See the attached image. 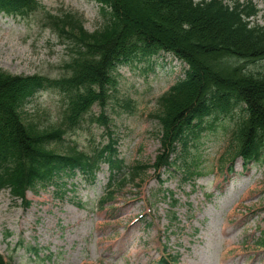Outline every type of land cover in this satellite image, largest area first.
<instances>
[{
    "label": "rangeland",
    "instance_id": "1",
    "mask_svg": "<svg viewBox=\"0 0 264 264\" xmlns=\"http://www.w3.org/2000/svg\"><path fill=\"white\" fill-rule=\"evenodd\" d=\"M35 1L42 10L28 18L0 13V70L58 78L71 48L48 27L47 18L77 14L94 33L110 14L103 13L96 0ZM240 1L257 6L260 13L252 21L264 26V0ZM126 6L136 7L131 14L143 11L135 3ZM136 18V26L142 27ZM189 54L197 69L207 68L214 75L207 79L217 86L216 92L232 91L246 73L264 75V59L249 57L242 47L230 51L217 45L212 52ZM187 69L163 51L148 60L139 54L120 65L105 120L100 121L102 109L95 104L65 136V143L91 155L113 139L114 155L124 162L116 186L109 188L111 171L102 165L96 178L78 172L63 179L60 187L28 191L31 204L26 208L9 190H0V255L12 264H162L163 259L172 264H264V163L244 164L240 157L222 160L233 121L220 118L216 129L204 133L192 148L189 162L198 155L201 177L185 179L181 169L159 168L166 150L154 114ZM66 104L58 90L40 91L26 105L24 117L41 128L50 127L61 123ZM63 145L52 149L62 151ZM139 165L143 171L135 177ZM107 192H114L113 199L99 205Z\"/></svg>",
    "mask_w": 264,
    "mask_h": 264
},
{
    "label": "trees",
    "instance_id": "2",
    "mask_svg": "<svg viewBox=\"0 0 264 264\" xmlns=\"http://www.w3.org/2000/svg\"><path fill=\"white\" fill-rule=\"evenodd\" d=\"M96 1L104 7L103 12L109 11L110 19L94 33L85 29L77 14L63 13L47 18L48 27L71 48L62 76L22 77L0 70V190L10 189L27 206L30 204L25 198L27 190L47 185L60 187L65 177H74L77 171L87 178H95L104 163L110 167L109 188L113 187L116 174L124 169V162L114 155V140L109 139L108 145L91 155L65 143L66 133L77 127L95 104L102 109L100 121L105 120L103 112L117 68L139 54L148 60L159 51L172 53L188 65L185 78L160 99V110L154 114L162 126L166 150L159 168L181 169L185 179L202 175L198 155L192 157V162L189 157L203 134L216 129L220 118L235 123L230 146L222 160L233 161L241 156L249 163H264V75L258 78L251 72L246 73L232 91L216 92L217 86L207 79L214 75L207 68L197 69L189 54L190 51L212 52L217 45L233 51L236 46L244 48L249 57L264 59V26L252 21L260 13L254 3ZM134 3L143 10L140 16L129 12L136 7L126 6ZM39 9L42 7L35 0H0V13L15 18L25 19ZM135 15L142 27L136 26ZM180 41L187 43L184 46ZM44 90H58L66 96L67 104L61 123L41 128L25 119L24 109ZM60 144H64V150L52 149L53 145ZM142 171L139 165L133 174L137 177ZM113 195L114 192L108 193L100 205L112 200ZM0 264L8 263L0 256Z\"/></svg>",
    "mask_w": 264,
    "mask_h": 264
},
{
    "label": "bare ground",
    "instance_id": "3",
    "mask_svg": "<svg viewBox=\"0 0 264 264\" xmlns=\"http://www.w3.org/2000/svg\"><path fill=\"white\" fill-rule=\"evenodd\" d=\"M238 224V223H237Z\"/></svg>",
    "mask_w": 264,
    "mask_h": 264
}]
</instances>
